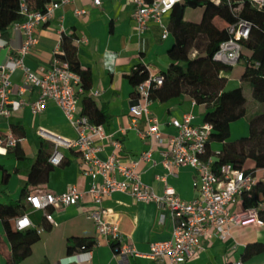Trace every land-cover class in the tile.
I'll list each match as a JSON object with an SVG mask.
<instances>
[{"label":"crops","instance_id":"crops-1","mask_svg":"<svg viewBox=\"0 0 264 264\" xmlns=\"http://www.w3.org/2000/svg\"><path fill=\"white\" fill-rule=\"evenodd\" d=\"M80 9L85 13L78 14ZM134 10L131 0H104L100 6L94 5L92 0H74L65 4L55 10L51 20L35 27L34 35L38 42L24 56V62L37 72L42 67H49L58 45L62 50V35L75 32L80 63L91 71L90 87L78 94L79 111L82 112L84 97L90 96L96 107L108 116L101 124L110 138L99 141L103 146L100 156L106 158L111 153L112 139L122 142V148L117 153L123 163L138 158L141 152L152 147V159L141 161L138 166L141 179L158 195L163 194L166 186H171L182 198L190 200L198 194L193 184L195 169L184 165L169 173L163 163L162 151L168 147L169 137L177 132L171 120H182L186 113H191L194 115L193 123L201 125L205 123L207 106L184 94L168 101H151L149 110L160 123L163 140L152 144L150 139L140 135L148 125L145 117L134 118L130 112V106L138 102V96H134L136 88L130 83L128 74L139 64L148 66L153 75L166 71L171 64L168 50L174 38L170 30L166 38L162 37V28L154 21H150L148 28L139 33ZM169 20L168 14L164 22L169 24ZM16 23L9 27L7 35L0 32V66L11 57L21 56L25 33ZM226 75L227 88L239 85L240 82H236L239 77L231 79ZM11 80V99H23L24 104L9 116L2 117L0 134L12 133L22 140L15 147L0 150V203L19 201L27 206L24 213L34 223L31 228L45 227V230L32 245L29 255L12 262V246L5 223L0 218V264H168L166 259H152L145 255L122 257L116 253L112 243L97 235L94 220L88 216L92 205L89 196L74 205L49 207L47 210L53 214L55 224L48 222L46 211L30 208L26 199L28 194H58L70 185L85 190L89 178L81 172L83 159L75 149L63 148V161L59 165L49 164L54 145L41 138L37 129L44 127L69 138H76L77 131L63 110L54 103L48 104L40 113L32 111L31 103L38 98L40 89L26 85L20 90L25 80L22 69H16L11 74ZM210 147L217 152L221 150L222 143L212 142ZM42 157L47 158L50 166L47 168V163L44 164L35 182L30 183L32 168ZM244 167L253 168L254 161L248 159ZM263 170H256L258 180H264ZM103 206L109 211L108 219L118 222L124 238L141 253H148L152 242L169 239L172 235L171 219L165 217L161 220L164 211L154 201H139L127 192L116 191L104 198ZM230 208L235 210L237 206L231 205ZM10 223L14 226V218ZM75 239L94 241V244L87 251H79ZM95 241L98 243L95 244ZM251 242L264 243V224L249 222L232 226L225 238L216 234L203 237L201 248L186 264H235L238 261L242 264H264V253L246 261L242 259L247 244Z\"/></svg>","mask_w":264,"mask_h":264},{"label":"built area","instance_id":"built-area-1","mask_svg":"<svg viewBox=\"0 0 264 264\" xmlns=\"http://www.w3.org/2000/svg\"><path fill=\"white\" fill-rule=\"evenodd\" d=\"M74 0H51L45 11L31 8L26 0L20 3V13L24 20L16 25L25 33V40L21 48L20 57H11L0 66V122L2 117L9 116L18 110L24 100H12L13 91L11 74L18 68L25 75L23 90L26 85H33L40 89L38 98L31 103L32 111L40 113L48 104L59 106L70 123L77 131L76 138H69L39 127V136L54 145V151L49 162L59 165L64 159L63 148L77 150L83 159L80 165L81 172L89 178L88 188L79 190L70 185L62 193H32L26 196L31 209L46 211L45 217L50 224H55L49 207H66L81 202L89 196L92 205L88 216L94 220L97 235L107 242L116 243L115 251L122 257L145 255L152 259H166L168 264H186L201 248L203 237H212L213 234L225 238L230 234L232 226L244 225L249 222L264 224V200L257 207H244L243 195L250 191L259 182L256 172L235 167L232 163H224L217 169L214 167L216 154L207 155L208 142L213 125L205 122L201 125L193 123L194 115L186 113L182 120L173 118L171 124L177 132L169 137L168 147L162 151L163 163L169 173L180 166L190 165L195 169L194 188L197 196L193 199L182 198L171 186H166L163 194H156L142 179L138 166L141 161L152 159L153 148L140 153L136 159L123 163L117 153L122 148V142L112 139L113 150L106 158L100 156L103 146L99 141L110 138L102 124L93 123L90 118L79 111V92L81 77L73 71L67 60L61 58L63 51L58 45L49 67H42L39 72L31 70L24 62V56L38 42L34 35L35 27L47 23L54 16L56 9ZM104 0H92L94 5H102ZM179 0H131L135 6L134 20L139 33H143L150 21L156 22L162 28V37L169 35V26L164 22L172 7ZM219 3L221 0H213ZM257 8H264V0H249ZM84 14L85 10H77ZM251 31V23L241 19L229 27L231 37L220 44L214 54V59L223 64L234 66L241 59V40H246ZM161 84L162 76L150 74V78L140 83L136 90L138 102L130 106V112L137 117H145L147 129L140 132L143 138L150 139L151 143L162 142L160 123L151 115L149 104L150 84ZM144 101V103H142ZM136 121V120H135ZM134 121V122H135ZM22 140L12 133L0 134V150L15 147ZM219 153V151L215 152ZM120 191L131 194L139 201H154L164 212L161 220L169 217L173 223L172 235L169 239L152 242L148 253H141L133 243L128 242L119 229L116 220L108 219L109 211L103 206L104 198ZM235 205L237 209L231 210ZM27 219L28 224L20 227L21 221ZM14 229L25 230L34 227V223L27 213L14 218ZM45 227H40V234ZM98 241H95V244ZM77 256V255H74ZM71 258V257H70ZM235 264H242L241 261Z\"/></svg>","mask_w":264,"mask_h":264},{"label":"trees","instance_id":"trees-1","mask_svg":"<svg viewBox=\"0 0 264 264\" xmlns=\"http://www.w3.org/2000/svg\"><path fill=\"white\" fill-rule=\"evenodd\" d=\"M22 0H0V32L7 35L9 27L15 22L24 20L20 13ZM32 9L45 11L51 0H26ZM148 3L153 0H146ZM203 7L201 21L185 18L186 8ZM169 30L174 38L168 50L171 64L166 71L159 73L163 82L150 84L152 101H168L184 94L198 104H206L207 112L204 121L213 125L208 142L207 155L216 154L214 167L217 169L224 163H232L235 167L245 169L248 159L254 161V167L245 169L256 172L264 169V8H257L249 0H179L169 13ZM241 19L251 23L250 35L241 40V58L245 59L246 68L239 80V85L227 88V71L232 66L216 61L213 57L220 44L231 37L229 27ZM78 36L75 32L62 35L61 58L67 60L73 71L81 77L80 86L88 89L91 85V71L82 67L76 45ZM244 48L249 53L244 52ZM150 78V71L145 64L133 68L128 79L137 86ZM251 87L252 97L256 105L248 115L247 97L244 85ZM134 96H138L135 90ZM82 113L88 115L95 124H101L108 118L103 110H99L90 96L83 99ZM243 117L249 120V135L230 139L231 124ZM212 142H221L219 153L211 150ZM48 162L46 157L40 158L33 166L29 182L34 183L37 174ZM50 164V162H49ZM47 163V168H48ZM45 168V169H47ZM264 200V180L243 195L244 207H257ZM27 206L19 201L9 204L0 203V218L5 223L7 237L12 246V262H18L31 252L32 245L40 238L37 229L16 230L10 223L12 218L22 215ZM264 217V211H260ZM79 251L89 250L94 241L75 239ZM115 250L116 243H112ZM264 253L263 242L247 244L242 255L244 261L255 255Z\"/></svg>","mask_w":264,"mask_h":264},{"label":"rangeland","instance_id":"rangeland-1","mask_svg":"<svg viewBox=\"0 0 264 264\" xmlns=\"http://www.w3.org/2000/svg\"><path fill=\"white\" fill-rule=\"evenodd\" d=\"M202 16H203V7L186 8V11H185L186 19H191L193 21L199 22L201 21ZM244 52L249 53L246 48H244ZM245 68H246L245 59L241 58L240 61L236 65L232 66L231 69L227 71V74L231 79H236V77H239L238 79H236L237 81L235 80L236 82H238L241 79V76L243 75ZM244 91L247 97L248 115H250L253 112L252 111L253 107H255L256 105H259V106H263V105L259 104L258 102H255V100L252 97L251 87L249 86L248 83L244 85ZM249 132H250L249 131V120L247 117H243L233 122L230 139H236V138L248 136ZM263 173H264V170H263Z\"/></svg>","mask_w":264,"mask_h":264},{"label":"clouds","instance_id":"clouds-1","mask_svg":"<svg viewBox=\"0 0 264 264\" xmlns=\"http://www.w3.org/2000/svg\"><path fill=\"white\" fill-rule=\"evenodd\" d=\"M108 55L111 56V54H108ZM27 224H28V221H27V219H25V220L21 221V223H20V227L23 228V227L26 226Z\"/></svg>","mask_w":264,"mask_h":264}]
</instances>
